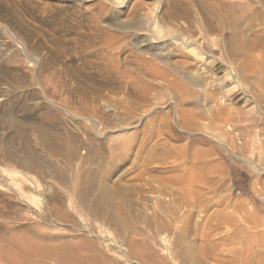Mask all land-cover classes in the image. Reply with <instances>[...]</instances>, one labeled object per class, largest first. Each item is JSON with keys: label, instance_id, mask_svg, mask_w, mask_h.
<instances>
[{"label": "rangeland", "instance_id": "1", "mask_svg": "<svg viewBox=\"0 0 264 264\" xmlns=\"http://www.w3.org/2000/svg\"><path fill=\"white\" fill-rule=\"evenodd\" d=\"M258 119L264 0H0V264H264Z\"/></svg>", "mask_w": 264, "mask_h": 264}, {"label": "crops", "instance_id": "2", "mask_svg": "<svg viewBox=\"0 0 264 264\" xmlns=\"http://www.w3.org/2000/svg\"><path fill=\"white\" fill-rule=\"evenodd\" d=\"M253 121H254L253 123H255V126L251 130L252 131L251 133H264V120L262 121V120L258 119L257 121H255V120H253ZM261 145L264 149V140H263Z\"/></svg>", "mask_w": 264, "mask_h": 264}, {"label": "bare ground", "instance_id": "3", "mask_svg": "<svg viewBox=\"0 0 264 264\" xmlns=\"http://www.w3.org/2000/svg\"><path fill=\"white\" fill-rule=\"evenodd\" d=\"M234 241V240H233Z\"/></svg>", "mask_w": 264, "mask_h": 264}]
</instances>
